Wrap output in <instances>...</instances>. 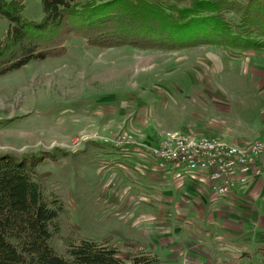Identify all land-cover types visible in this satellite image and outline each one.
Masks as SVG:
<instances>
[{"label":"rangeland","instance_id":"obj_1","mask_svg":"<svg viewBox=\"0 0 264 264\" xmlns=\"http://www.w3.org/2000/svg\"><path fill=\"white\" fill-rule=\"evenodd\" d=\"M23 2L26 18L42 17L40 0ZM225 17L235 20L230 11ZM7 26L0 17V38ZM67 47L63 57L0 77V155L51 156L36 170L46 195L62 204L52 247L65 255L63 239L75 237L107 242L123 258L147 251L152 233L130 219L145 222L150 215L158 222L164 203L157 199L165 196L168 237L185 245L180 255L199 250L207 264L205 254L223 248L222 221L209 199L198 202L179 191L181 181L177 192L171 183L160 188L147 146L167 133L232 145L246 144L234 143L236 137L262 139L264 53L230 58L212 45L97 49L74 37ZM180 195L183 214L177 218L174 196ZM147 198L150 211L144 210ZM169 245L160 249L162 261L192 263L166 256L174 254L169 249L175 244Z\"/></svg>","mask_w":264,"mask_h":264},{"label":"trees","instance_id":"obj_2","mask_svg":"<svg viewBox=\"0 0 264 264\" xmlns=\"http://www.w3.org/2000/svg\"><path fill=\"white\" fill-rule=\"evenodd\" d=\"M42 17L26 18L23 0H0L8 23L0 38V77L63 57L67 40L97 49L128 46L165 51L212 45L230 58L264 53V0H40ZM232 12V22L225 13ZM64 154V152H61ZM51 156L0 155V264H163L152 252L121 257L107 242L63 239L65 255L51 245L59 235L62 204L48 197L37 167ZM238 264H264L250 254Z\"/></svg>","mask_w":264,"mask_h":264},{"label":"crops","instance_id":"obj_3","mask_svg":"<svg viewBox=\"0 0 264 264\" xmlns=\"http://www.w3.org/2000/svg\"><path fill=\"white\" fill-rule=\"evenodd\" d=\"M257 140L264 141V136L262 139H259L258 137L250 139L246 136L244 138L236 137L233 139L234 143L238 142L240 144ZM152 164L157 176L155 181L158 182L160 188H165L167 184L171 183L175 192H177L179 188V191L185 190L192 196L200 197L201 200H196L198 202L205 203L208 199L212 202V206L214 207L213 212L216 210V218L223 223L225 239L223 240V248L219 249L217 251L218 253L212 251L209 254H205L207 264H224L225 261L227 262L225 264H238L240 260L239 257L244 253L250 254L254 261L258 258L264 259V174L252 178L230 196L214 197L209 191L208 186L204 184L199 177L189 175L182 179H178L166 171L156 169L154 162ZM179 182L182 183L181 186L183 185V187H178V184H180ZM166 199L167 197L165 196H158L157 200L159 204L164 203V205L159 206L161 212L155 217V219L159 218L158 222H156L152 216L150 217V215L147 216L149 219H146L145 222L140 221L137 215H134V217H131L130 219L134 222L135 226H144L150 231V233H152L155 245L152 244L151 246L155 247L152 248L149 246L147 251L157 254L160 259H162L160 249L165 251V247L168 244H170L169 246L175 244L169 249V251L174 254L166 255L170 259L177 261L181 260L184 263L193 259L192 263L189 264H203L205 258L201 256V251L190 249L193 253L189 252L186 256L184 254L183 257L178 251H183L185 245L181 243L182 246H178V242H175L168 237L169 225L167 223L168 214L166 213ZM174 199H177L175 201L176 205L174 208L176 210L174 214L177 215L178 218L180 214H183L181 206L184 196H174ZM195 199L197 198L195 197ZM143 203L147 204V207L144 210L150 211L151 200L149 198L144 199ZM147 214H149V212H147ZM170 217L174 218L175 216L170 215ZM214 221L215 220H213V222ZM152 225H155V227L151 229ZM151 230H153V232ZM130 241H136V239H131ZM211 253H213V255ZM166 256L164 255V257ZM162 263L166 264L164 261H162Z\"/></svg>","mask_w":264,"mask_h":264},{"label":"built area","instance_id":"obj_4","mask_svg":"<svg viewBox=\"0 0 264 264\" xmlns=\"http://www.w3.org/2000/svg\"><path fill=\"white\" fill-rule=\"evenodd\" d=\"M156 169L178 179L192 175L212 196H230L249 180L264 174V141L232 145L216 139L165 134L147 146Z\"/></svg>","mask_w":264,"mask_h":264}]
</instances>
